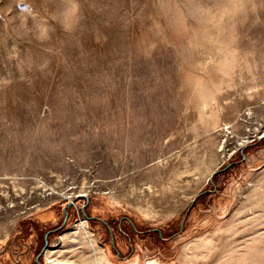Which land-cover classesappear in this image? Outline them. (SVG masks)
<instances>
[{
    "label": "rangeland",
    "instance_id": "rangeland-1",
    "mask_svg": "<svg viewBox=\"0 0 264 264\" xmlns=\"http://www.w3.org/2000/svg\"><path fill=\"white\" fill-rule=\"evenodd\" d=\"M65 209L48 260L264 264V0H0V245Z\"/></svg>",
    "mask_w": 264,
    "mask_h": 264
},
{
    "label": "flooded vegetation",
    "instance_id": "flooded-vegetation-1",
    "mask_svg": "<svg viewBox=\"0 0 264 264\" xmlns=\"http://www.w3.org/2000/svg\"><path fill=\"white\" fill-rule=\"evenodd\" d=\"M214 190L216 189L208 192L212 193ZM204 193H199L196 200L188 207L190 210ZM68 218L69 213L65 209L63 218L53 224L46 220L18 224L15 232L0 245V264H51L52 260H48L47 256L60 245L61 233ZM89 218V222L95 226L96 239L103 244L108 243L115 256L124 261H127L134 252L132 233L146 236L151 231H156H139L131 223H129L130 228L125 227L123 222L127 219L114 222L93 215Z\"/></svg>",
    "mask_w": 264,
    "mask_h": 264
},
{
    "label": "water",
    "instance_id": "water-1",
    "mask_svg": "<svg viewBox=\"0 0 264 264\" xmlns=\"http://www.w3.org/2000/svg\"><path fill=\"white\" fill-rule=\"evenodd\" d=\"M215 174H216V172H213V173L211 174V176H210V183H211V184H213V182L211 181V179L215 176ZM80 196H82V195H78L77 197H80ZM197 197H198V195H196V196L193 198L192 202L195 201ZM72 203H73V201H70L69 204H72ZM189 210H190V208H188V209L185 211V213H184V215H183V217H182L181 228H182V226H183V223H184L185 217L187 216ZM84 215H85V214H84ZM85 216H86V215H85Z\"/></svg>",
    "mask_w": 264,
    "mask_h": 264
},
{
    "label": "bare ground",
    "instance_id": "bare-ground-1",
    "mask_svg": "<svg viewBox=\"0 0 264 264\" xmlns=\"http://www.w3.org/2000/svg\"><path fill=\"white\" fill-rule=\"evenodd\" d=\"M245 140H242L241 142H244ZM241 142L239 143V144H241ZM61 196H64V197H67V198H71V195L69 194H64V193H62L61 194ZM84 223L81 225V228L84 230ZM51 264H73V263H71V262H65V261H59V260H52L51 261Z\"/></svg>",
    "mask_w": 264,
    "mask_h": 264
}]
</instances>
